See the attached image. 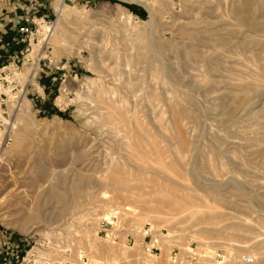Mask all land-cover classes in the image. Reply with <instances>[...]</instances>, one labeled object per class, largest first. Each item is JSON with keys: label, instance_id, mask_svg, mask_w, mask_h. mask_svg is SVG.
Segmentation results:
<instances>
[{"label": "rangeland", "instance_id": "374dc122", "mask_svg": "<svg viewBox=\"0 0 264 264\" xmlns=\"http://www.w3.org/2000/svg\"><path fill=\"white\" fill-rule=\"evenodd\" d=\"M42 3L0 69V264H264V0Z\"/></svg>", "mask_w": 264, "mask_h": 264}, {"label": "built area", "instance_id": "2783aa9c", "mask_svg": "<svg viewBox=\"0 0 264 264\" xmlns=\"http://www.w3.org/2000/svg\"><path fill=\"white\" fill-rule=\"evenodd\" d=\"M18 32L20 34L19 37V41L20 42H31V39L34 38L35 34L34 31L31 30L27 25H21L18 28ZM20 54H14L11 56V60H12V64L15 66H18L17 62H19L20 59ZM1 102H0V106H1ZM147 232L145 234V236L143 237L142 240V244L144 245L145 249L147 252L152 253V252H158L160 251V238L162 236H165L167 234V231L161 230V229H157V228H153L151 224H147L146 226ZM193 249V248H191ZM180 248H177L176 246L171 250V257L172 258H176L178 253H179ZM37 254H38V250H36V248L30 247L25 254L23 255L21 261L18 264H38L37 263ZM191 254V259L198 263V264H207V260H209L211 258V260L213 262H215V264H219L221 263V260L223 259V256L218 253L215 252L213 254V256H209V255H203V256H199L197 254H195L194 252L190 253ZM42 255H40L39 257H41ZM79 261L80 264H92L90 263L89 258L86 255H80L79 256ZM245 261L247 263H251L252 262V258L251 257H246ZM40 264H76V262L74 260H70L69 258H66V260H60V261H51L49 259H43L41 261Z\"/></svg>", "mask_w": 264, "mask_h": 264}, {"label": "crops", "instance_id": "0c3cea01", "mask_svg": "<svg viewBox=\"0 0 264 264\" xmlns=\"http://www.w3.org/2000/svg\"><path fill=\"white\" fill-rule=\"evenodd\" d=\"M29 1V3L27 2ZM43 0H0V69L16 53H21L24 42L19 41L18 17L41 9Z\"/></svg>", "mask_w": 264, "mask_h": 264}, {"label": "bare ground", "instance_id": "6f19581e", "mask_svg": "<svg viewBox=\"0 0 264 264\" xmlns=\"http://www.w3.org/2000/svg\"><path fill=\"white\" fill-rule=\"evenodd\" d=\"M44 25H42V27H43ZM51 27H44V31H48L47 33H46V36H45V38H44V40L45 41H47V42H55L56 40H57V35H58V33H57V35H54V29L53 30H51L50 29ZM59 37V36H58ZM53 42V43H54ZM23 99H24V96H23ZM22 104L21 103H19L18 105H15L16 107H17V110L18 111H20L21 110V106ZM15 107V108H16ZM264 112V110L262 109V112L261 113H263ZM258 144V143H257ZM0 158H1V149H0ZM132 209H134V208H132ZM78 232V231H77ZM146 232H147V229L145 230V232H144V236H145V234H146ZM48 236H49V234H48ZM170 236V232L168 233L167 232V234L165 235V236H162V237H169ZM161 237V238H162ZM78 238H80V235H76V237L74 238L75 240H74V243H75V241H76V243L77 242H79V240H78ZM80 243V242H79ZM55 250H57V251H60V249L59 248H55ZM80 252H83V250H81V251H79V253ZM190 253V252H189ZM80 255H82V254H80ZM79 255V256H80ZM145 264H155L153 261H147Z\"/></svg>", "mask_w": 264, "mask_h": 264}]
</instances>
